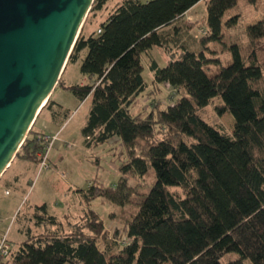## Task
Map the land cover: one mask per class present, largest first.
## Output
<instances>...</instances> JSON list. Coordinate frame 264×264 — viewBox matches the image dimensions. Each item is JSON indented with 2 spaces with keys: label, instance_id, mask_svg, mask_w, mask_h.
I'll return each mask as SVG.
<instances>
[{
  "label": "trees",
  "instance_id": "16d2710c",
  "mask_svg": "<svg viewBox=\"0 0 264 264\" xmlns=\"http://www.w3.org/2000/svg\"><path fill=\"white\" fill-rule=\"evenodd\" d=\"M107 1L94 0L66 64L83 55L79 71L86 83L65 86L60 79L55 89L79 101L90 95L80 129L84 146L113 139L127 150L117 185L90 184L80 190L86 203L101 198L123 205L132 193L127 181L149 176L148 191L115 229V240L90 209L81 222L64 223L45 204L33 206L30 219L40 231L25 232L0 264H264V77L255 49L264 39V0L262 18L246 27L240 44L225 42L239 20L237 0H120L92 28ZM199 2L205 4L203 32L193 40L182 16ZM211 44L223 46L222 55H208ZM153 48L169 61L150 60L151 86L168 85L176 98L142 111L138 101L149 88L143 57ZM215 98L221 100L215 115L234 121L231 134L204 117ZM50 102L14 160L39 162L34 128Z\"/></svg>",
  "mask_w": 264,
  "mask_h": 264
},
{
  "label": "rangeland",
  "instance_id": "374dc122",
  "mask_svg": "<svg viewBox=\"0 0 264 264\" xmlns=\"http://www.w3.org/2000/svg\"><path fill=\"white\" fill-rule=\"evenodd\" d=\"M119 1L120 0H108L105 9L98 14L95 22H93L92 28H95L98 23L104 21L107 12ZM139 1L144 3L150 0ZM257 2L259 3V0H257ZM258 3L257 8L249 0H237L236 13L239 14V20L235 27L226 31V44H240L246 42V27L253 25L262 18L263 12L260 8V3ZM204 17L205 4L201 2L193 11L188 13L186 19H184L192 26L190 36L193 40L202 35ZM179 25H181L180 21L176 23V26ZM190 49L197 50L199 47L191 44ZM255 49L261 51L259 61L263 68L264 77V39H260L256 42ZM211 50H221L218 54L220 56L224 49L223 46L211 44L208 45L206 53L210 55L209 53ZM80 56L81 53L79 54V57ZM82 56L78 60L66 65L60 77L63 85H83L86 83L85 77L79 71L81 59L83 58ZM151 59L158 65H163L165 62H168L167 55L160 48L153 49L149 55L143 57V77L149 88L140 96L138 101V108L142 111H148L156 104L160 105V107L170 105L176 98V91L168 85H161L156 88L151 86L152 75L148 69ZM53 100L60 102L64 108L68 110L69 118L62 130L56 133L57 138L54 143L57 144L51 147L43 167L40 166L44 159L42 154L44 146L40 139L42 135L39 133L36 134V138L42 146L41 153H37V157L39 158V162L37 163L38 171L42 172L39 173L40 175H38V173L34 174L35 172L31 174L30 169L26 168L21 181L15 186L18 190L11 189V194L9 196H4L3 198L0 196V212L3 214V211H6V209H9V206L16 203V199L13 200V195H20L21 191H25V194L19 202L17 211L14 212V216L7 231L0 236L1 239L2 236L5 235L8 244L10 245L12 243L10 249H15L17 243L25 239V232L37 233L40 231V228H36L30 219L32 212L31 208L34 205L40 204H45L48 214L55 216L64 223L81 222L80 218L83 215V211L90 209L94 211L102 221L104 230L107 232L110 239L115 240L112 238L113 232L115 229L120 230L123 221L136 211L142 197L148 191L151 182L149 176L145 182L128 180L127 183L132 188V193L128 195L127 201L120 206L111 204L106 199L101 198L86 203L81 196L80 190H86L90 184H100L103 187H115L117 185L121 177L118 172V166L120 160L127 156V150L113 139L104 144L90 148L84 146L80 129L85 123L88 115L90 100L77 107L78 103L71 93L60 87L56 89ZM220 102L221 100L219 98L213 99L208 107H206L204 117L209 124H219L224 132L231 134L234 127V121L231 116L225 113L218 117L213 110L214 105ZM48 118L49 110L46 109L38 118L34 130H44L46 132L52 130L51 133L55 131L57 128H54V125L51 124ZM137 144L142 146L143 142L138 140ZM17 159L21 158L18 157L15 160ZM15 160L13 159V161ZM50 162H55V164L51 165ZM6 171L2 176L5 175ZM1 191L3 190L0 186V193ZM17 213V218L14 220ZM8 216V220L4 227L8 226L11 219V215L9 214ZM19 230L21 234L18 233ZM123 242L121 243L122 245ZM245 264L249 263L245 261Z\"/></svg>",
  "mask_w": 264,
  "mask_h": 264
},
{
  "label": "water",
  "instance_id": "95a60500",
  "mask_svg": "<svg viewBox=\"0 0 264 264\" xmlns=\"http://www.w3.org/2000/svg\"><path fill=\"white\" fill-rule=\"evenodd\" d=\"M94 0H0V178L56 88Z\"/></svg>",
  "mask_w": 264,
  "mask_h": 264
},
{
  "label": "crops",
  "instance_id": "0c3cea01",
  "mask_svg": "<svg viewBox=\"0 0 264 264\" xmlns=\"http://www.w3.org/2000/svg\"><path fill=\"white\" fill-rule=\"evenodd\" d=\"M201 2H199L198 4H196L195 6H193L191 9H189L187 12H185L182 16V19H186V16L188 15V13H190L191 11H193ZM155 49V48H153ZM169 61V59H168ZM167 62H165L163 65H160V66H164L166 65ZM86 79V78H85ZM87 81V80H86ZM63 89V88H62ZM64 90V89H63ZM56 89H54V91L52 92L51 94V102L49 104V106L46 108L49 110V118L48 120L51 121V124L54 125V128H57L55 131H53L51 133V131H44V130H35L36 133H39L41 135H50V136H53L55 135L56 133H58L60 130H62L63 126L66 124V122L68 121V110H66L64 108V106L60 103V102H56L53 100V95L55 93ZM72 95V94H71ZM73 96V95H72ZM74 97V96H73ZM75 98V97H74ZM76 99V98H75ZM90 100V103H91V98H90V95L87 96L83 101H79L76 99L78 106L82 105V104H85L87 103V101ZM45 109V110H46ZM44 110V111H45ZM40 117V116H39ZM38 120V119H37ZM37 123V122H36ZM57 144V143H56ZM56 144L54 143V146H56ZM59 159V158H58ZM48 160L50 161V159L48 158ZM18 163V164H17ZM50 164L54 165V163H51ZM16 167V168H15ZM26 168L30 169V173L32 174V172H35L34 174L38 173V175H40L39 173H41L42 171H38V166L36 163H32L30 161H27V160H24V159H17L15 161L12 162V164H10V167L8 168V170L6 171L5 175L3 176L1 182H0V186L2 187V190L1 193H0V196L3 198L4 196H9L11 193H10V190L11 189H17V186L19 184V182L21 181L22 179V176H24V171L26 170ZM30 179V178H29ZM18 190V189H17ZM25 194V191H21L20 195L17 196V195H13V200L16 199V203L14 205H11L9 206V209H6V211H3V214L2 212H0V236L2 234H4L9 225H10V222L14 216V212L17 211L18 209V206H19V202L22 198V196ZM42 205V204H40ZM40 205H34V206H40ZM47 209V208H46ZM12 213V214H11ZM6 216H5V215ZM11 215V219L9 221V224L8 226L4 227L5 223L7 222L8 220V215ZM7 225V224H6ZM18 233L21 234V231L19 230ZM12 246V243L10 244Z\"/></svg>",
  "mask_w": 264,
  "mask_h": 264
},
{
  "label": "built area",
  "instance_id": "2783aa9c",
  "mask_svg": "<svg viewBox=\"0 0 264 264\" xmlns=\"http://www.w3.org/2000/svg\"><path fill=\"white\" fill-rule=\"evenodd\" d=\"M97 33H99V30L97 31ZM57 138V135H53V136H48V135H42V137L40 138L41 139V142L43 144V151H42V154H43V161L41 162V167L44 166V161L45 159L47 158L48 156V153L51 149V147L53 146L54 144V141L56 140ZM9 250H10V245L8 244L7 242V239L4 236H2V238L0 239V257H6L9 253Z\"/></svg>",
  "mask_w": 264,
  "mask_h": 264
},
{
  "label": "bare ground",
  "instance_id": "6f19581e",
  "mask_svg": "<svg viewBox=\"0 0 264 264\" xmlns=\"http://www.w3.org/2000/svg\"><path fill=\"white\" fill-rule=\"evenodd\" d=\"M63 74V73H62Z\"/></svg>",
  "mask_w": 264,
  "mask_h": 264
}]
</instances>
